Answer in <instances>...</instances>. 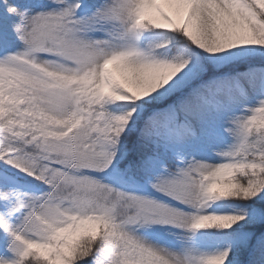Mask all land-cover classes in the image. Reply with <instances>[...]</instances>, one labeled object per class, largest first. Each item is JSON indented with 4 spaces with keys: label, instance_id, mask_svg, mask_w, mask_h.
I'll use <instances>...</instances> for the list:
<instances>
[{
    "label": "snow or ice",
    "instance_id": "6c2138e0",
    "mask_svg": "<svg viewBox=\"0 0 264 264\" xmlns=\"http://www.w3.org/2000/svg\"><path fill=\"white\" fill-rule=\"evenodd\" d=\"M0 264H264V0H0Z\"/></svg>",
    "mask_w": 264,
    "mask_h": 264
}]
</instances>
